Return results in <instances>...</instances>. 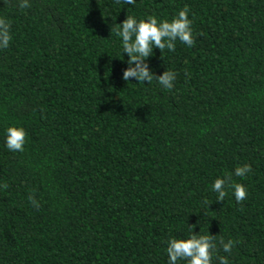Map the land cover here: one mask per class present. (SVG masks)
<instances>
[{"label": "trees", "instance_id": "trees-1", "mask_svg": "<svg viewBox=\"0 0 264 264\" xmlns=\"http://www.w3.org/2000/svg\"><path fill=\"white\" fill-rule=\"evenodd\" d=\"M29 5L0 0V264H167L189 225L229 264H264V0ZM184 6L193 45L147 58L173 87L123 81L115 24ZM8 126L24 128L23 151L5 147ZM243 164L231 180L246 198L216 201L213 180Z\"/></svg>", "mask_w": 264, "mask_h": 264}, {"label": "clouds", "instance_id": "clouds-1", "mask_svg": "<svg viewBox=\"0 0 264 264\" xmlns=\"http://www.w3.org/2000/svg\"><path fill=\"white\" fill-rule=\"evenodd\" d=\"M125 4L132 5L135 0H123ZM29 0H18V7H29ZM188 7L184 6L178 13L168 19H157L156 16H148L147 19H137L128 15L119 24H115L113 33L119 37L121 45V55H127V67L122 70L121 79L128 81L134 78L136 83L149 82L153 78L164 89H171L175 80L174 71H163L159 76H155L149 69L147 58L153 54V49L172 51L175 41L179 40L186 46H192L194 38L192 35V21L188 18ZM10 21L0 17V49L7 48L11 40ZM25 130L23 127L8 126L4 130V145L14 152L23 151L25 144ZM251 171L248 164L235 166L231 175L225 174L217 177L210 185V189L216 195V201H223L231 189V195L239 203L246 198L247 191L244 185L232 182L231 176L244 177ZM33 206L38 207V202L32 197ZM208 205L207 200L202 201ZM186 239L169 237L166 244L167 264H178L184 261L185 264H213V259L218 264H229L226 256L216 255L217 242L214 236L194 233L192 225ZM220 249L229 253L234 245V241L219 240Z\"/></svg>", "mask_w": 264, "mask_h": 264}]
</instances>
